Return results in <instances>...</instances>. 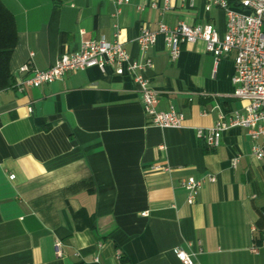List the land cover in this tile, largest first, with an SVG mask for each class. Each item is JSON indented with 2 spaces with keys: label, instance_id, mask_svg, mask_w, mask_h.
I'll return each instance as SVG.
<instances>
[{
  "label": "crops",
  "instance_id": "crops-1",
  "mask_svg": "<svg viewBox=\"0 0 264 264\" xmlns=\"http://www.w3.org/2000/svg\"><path fill=\"white\" fill-rule=\"evenodd\" d=\"M1 1L17 31L12 83L23 63L45 69L83 40L117 39L136 59H152L144 73L157 108L181 110L185 127L151 124L132 78L111 67L68 71L24 92L1 90L0 264H182L174 248L193 253L194 264H264V158L251 155L241 127L216 148L194 129L245 105L231 96L233 53L215 63L197 41L171 60L160 34L145 51L136 43L159 22H211L223 34L224 10L205 11L206 0L193 7L188 0ZM207 175L215 180L188 204L182 180Z\"/></svg>",
  "mask_w": 264,
  "mask_h": 264
},
{
  "label": "built area",
  "instance_id": "built-area-1",
  "mask_svg": "<svg viewBox=\"0 0 264 264\" xmlns=\"http://www.w3.org/2000/svg\"><path fill=\"white\" fill-rule=\"evenodd\" d=\"M111 1L122 5L130 0ZM188 3L193 7L195 0H188ZM150 6L156 7V4L151 3ZM211 6L223 9L226 14L223 34H220L211 22L194 25L178 22L174 26L159 22L156 31L145 28L141 30L136 38L137 46L140 51H145L156 42L157 35L160 34L165 40L171 60L178 57L182 45L197 41L204 43L205 50L212 55L215 63L221 57L233 53L232 82L236 87L231 96L243 101L245 105L240 110L221 113L212 126L195 127V133L208 148H216L225 132L233 127H241L251 140V155L256 159L264 158V0H241L237 5L230 4L228 0H206L204 10L208 11ZM138 9H142V6H138ZM115 28L117 31V27ZM151 66L150 57L140 61L127 52L119 40L108 41L100 37L83 40L77 50L62 53L45 69L33 67L29 62L23 63L18 68L21 75L13 77L12 86L18 92H24L28 88L61 80L68 71L98 67L104 72L107 67H111L115 74L129 75L132 78L140 96L142 110L151 124L160 128L185 127L181 110L173 105L165 110L157 108V92L151 88L144 73L145 69ZM239 158V154L231 158L233 168L237 166ZM152 169L160 170L166 167L154 164ZM9 178H14V174H10ZM214 180L213 175L200 178L189 176L182 180L187 203L193 204L203 184ZM261 244H264V236ZM258 248L259 246L255 245L251 251L255 253ZM54 251L57 256H62L60 240L55 242ZM173 252L182 264H194L193 253L181 248H174ZM94 261L99 263L98 257H95Z\"/></svg>",
  "mask_w": 264,
  "mask_h": 264
},
{
  "label": "trees",
  "instance_id": "trees-1",
  "mask_svg": "<svg viewBox=\"0 0 264 264\" xmlns=\"http://www.w3.org/2000/svg\"><path fill=\"white\" fill-rule=\"evenodd\" d=\"M230 4L237 5L234 0ZM17 31L13 14L0 0V91L12 85L9 61L16 45Z\"/></svg>",
  "mask_w": 264,
  "mask_h": 264
}]
</instances>
